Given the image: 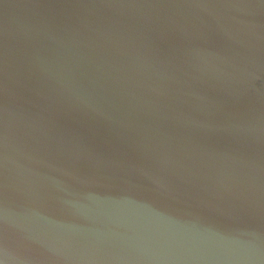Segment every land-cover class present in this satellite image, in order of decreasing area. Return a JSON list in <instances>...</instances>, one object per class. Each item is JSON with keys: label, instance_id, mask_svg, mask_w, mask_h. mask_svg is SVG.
Returning a JSON list of instances; mask_svg holds the SVG:
<instances>
[{"label": "water", "instance_id": "obj_1", "mask_svg": "<svg viewBox=\"0 0 264 264\" xmlns=\"http://www.w3.org/2000/svg\"><path fill=\"white\" fill-rule=\"evenodd\" d=\"M0 264H264V0H0Z\"/></svg>", "mask_w": 264, "mask_h": 264}, {"label": "clouds", "instance_id": "obj_2", "mask_svg": "<svg viewBox=\"0 0 264 264\" xmlns=\"http://www.w3.org/2000/svg\"><path fill=\"white\" fill-rule=\"evenodd\" d=\"M5 251L7 252V248H5Z\"/></svg>", "mask_w": 264, "mask_h": 264}]
</instances>
